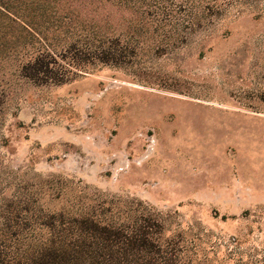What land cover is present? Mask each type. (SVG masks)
Returning <instances> with one entry per match:
<instances>
[{
  "label": "rangeland",
  "instance_id": "obj_1",
  "mask_svg": "<svg viewBox=\"0 0 264 264\" xmlns=\"http://www.w3.org/2000/svg\"><path fill=\"white\" fill-rule=\"evenodd\" d=\"M215 2L195 9L208 22L195 32L182 8H163L159 24L135 13L133 28L121 26L138 43L131 63L59 86L21 76L35 47L17 46L25 35L0 14V194L19 190L48 213L145 209L190 264H238L234 247L264 264V2ZM9 10L56 54L97 39L105 11L127 17L105 0Z\"/></svg>",
  "mask_w": 264,
  "mask_h": 264
},
{
  "label": "trees",
  "instance_id": "obj_2",
  "mask_svg": "<svg viewBox=\"0 0 264 264\" xmlns=\"http://www.w3.org/2000/svg\"><path fill=\"white\" fill-rule=\"evenodd\" d=\"M24 1L0 0L1 16L15 23L25 35L15 36L14 43L21 48L35 47L34 55L21 66L20 74L36 85L55 86L73 81L97 64L121 67L131 63L138 43L126 41L121 26L133 28L135 13L140 14L141 23L159 24L163 21V8H182L186 15L183 28L195 32V28L208 24L203 15H196L195 9L217 5L216 0H105L106 4L114 5L116 12L119 8L120 16L125 13L127 17L115 20L116 14L105 11L97 39L83 40L81 44L74 40L56 54L38 34L19 25L20 18L9 10ZM260 1L264 2L246 3L257 7ZM158 27L161 29V25ZM2 113L0 95V121ZM127 214V218L116 219L119 215L98 218L68 211L48 213L37 200L20 196L19 190L7 197L0 194V264H190L191 259L179 241L164 237L162 219L145 209L142 212L129 209ZM232 243L238 245L236 240ZM234 249L230 253L239 258L237 263L248 264L242 262L243 251Z\"/></svg>",
  "mask_w": 264,
  "mask_h": 264
}]
</instances>
